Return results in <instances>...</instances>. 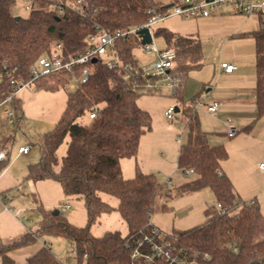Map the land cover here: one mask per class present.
<instances>
[{"label":"trees","instance_id":"trees-1","mask_svg":"<svg viewBox=\"0 0 264 264\" xmlns=\"http://www.w3.org/2000/svg\"><path fill=\"white\" fill-rule=\"evenodd\" d=\"M69 0H36L27 16H16L17 0H0V104L11 97L16 108L19 87L31 81L30 68L44 54L62 42L67 57L79 56L87 46V38L96 26L106 31H127L148 21L153 9L163 12L172 3L162 0H87L85 21L71 10L58 13L53 3L65 5ZM96 10V11H95ZM21 17L20 19H17ZM256 40L257 105L259 117L264 116V27L251 33ZM154 36H163L167 47L177 53L173 71L185 77L200 67L202 46L198 38L160 29ZM144 45L141 31L115 41L114 49L121 65L110 68L106 58L90 63L89 79L77 83L69 92L67 106L57 126L46 133L40 161L29 166L33 181L54 179L66 195L84 200L88 224L77 227L59 211L44 212L33 231L19 239L0 241L1 264H16L11 253L34 245L43 235L63 237L69 241L76 264H135L131 254L144 234L155 227L150 219L156 198L165 188L155 174L138 171L133 178L123 175L121 160L136 157L144 134L152 130L150 114L138 104V95L124 82V66L137 63L134 51ZM85 66H77L74 74L63 72L40 78L39 87L57 89L80 77ZM180 86L174 90L182 99ZM95 118H90L91 113ZM188 129L187 141L181 145L178 167L184 173L193 170L196 178L180 185L175 197L210 188L217 208L207 211L205 223L192 229L168 235L191 254L208 257L207 264H264V214L257 202L241 201L229 176L221 171L228 158L224 146H212L208 133L202 129L195 106L189 103L182 110ZM89 116L90 122L79 119ZM69 137L66 155L60 162L57 151ZM9 138L0 133L1 149L6 159L0 161V172L9 162ZM117 199L113 207L104 196ZM118 211L128 232L108 231L95 236L92 225L102 214ZM160 230V229H159ZM161 231V230H160ZM162 232V231H161ZM24 264H61L49 245L27 257Z\"/></svg>","mask_w":264,"mask_h":264},{"label":"rangeland","instance_id":"rangeland-1","mask_svg":"<svg viewBox=\"0 0 264 264\" xmlns=\"http://www.w3.org/2000/svg\"><path fill=\"white\" fill-rule=\"evenodd\" d=\"M162 1L169 4L171 0ZM228 10L211 18L229 15ZM14 14L27 16L28 12L24 9L22 0H17ZM231 15L245 19L249 17L245 14L232 13ZM251 17L259 18V15H251ZM202 20L203 18L170 17L157 24L154 27V33L160 29H167L181 35L186 33L199 36L202 43L203 63L201 67L192 68L188 72L187 95L189 93L190 96L185 95L184 100L196 107L203 128L209 129L211 133V145L221 146L220 143L224 137L226 140L230 139L225 134L227 128L224 122L206 113L210 95L207 90L218 84L219 72L215 71V67L218 68L223 62L231 63L237 58H243L252 53V43H250L252 39L226 34L228 30L242 25L239 19L226 22L219 20L213 23H203ZM153 43L160 50L167 48L163 36H154ZM134 57L144 68L153 66L158 58L156 53L146 52L143 46L134 51ZM158 83L157 90L148 91L142 88L137 91L139 106L150 114L152 130L141 138L136 167L145 174H155L161 184L168 182L171 178L172 185H164L165 188L156 198L150 221L163 233L172 235L175 231H186L205 223L207 211L217 208L218 204L210 188L174 198L177 188L194 180L196 176L191 173L186 174L178 167L179 149L187 140V129L183 124L182 112H176L173 119H168L165 114L169 107H179L182 111V102L173 94L172 75L160 78ZM221 84L225 87L229 85L224 81ZM71 85L72 83L51 89L39 87L37 82H32L16 93L20 108H16L14 101L0 106V133L9 138L7 150L9 162L0 175V194H6L8 207L11 209V211L5 210L0 204L1 242L11 243L35 230L46 211L61 212L71 224L77 227H85L88 224L87 211L82 198L66 195L61 184L54 179L33 181L28 177L29 166L38 163L42 157L45 134L57 126L63 115L68 94L74 90ZM5 107H10L15 112L13 124L6 123L2 118ZM79 121L87 124L90 119L88 115H85ZM177 139H181V142L177 143ZM69 140L70 138L66 137L57 151L60 162L67 153ZM258 143L256 151L258 160H237L238 154L235 150L232 151L233 159L228 160L230 156L228 153L227 160L236 174L238 184L245 183L243 182L245 174L248 183L251 184L248 193H254L258 200L261 195L264 201V170L260 169V163L264 164V141L261 140ZM22 146L30 148L27 154L19 153ZM135 160L133 157L129 161L132 173L136 171ZM104 199L113 207H117V199L108 195L104 196ZM250 199L245 198V202H255ZM66 204L70 207L63 210ZM91 231L95 236H103L108 231H119L125 235L128 229L124 219L118 211L114 210L111 213L102 214L92 225ZM39 244L49 245L61 264H76L69 241L52 235H43L34 245L13 251L11 255L16 264L24 263L29 249Z\"/></svg>","mask_w":264,"mask_h":264},{"label":"built area","instance_id":"built-area-1","mask_svg":"<svg viewBox=\"0 0 264 264\" xmlns=\"http://www.w3.org/2000/svg\"><path fill=\"white\" fill-rule=\"evenodd\" d=\"M22 1L24 9L28 13L33 10L36 0ZM53 8L58 13L71 10L76 13L82 21H85L89 12L87 0H69L65 5L54 2ZM228 9L235 10L248 16H264V0H179L178 2L172 3L163 12L153 9L146 23L127 31L119 30L116 32H109L100 26H96L95 33L87 38V46L82 54L79 56L67 57L64 52L63 43L57 42L50 53L44 54L31 66V81L23 86L31 84L40 78L63 72L74 74L77 66H85L80 77L74 75V81L71 85V88L74 89L77 83H84L89 79L91 69L88 65L93 63L92 60L94 58L97 60H99V58H106V64L110 68L121 65L114 49L116 40L126 38L137 31L148 29L152 41L148 44H144L143 47L148 53H156L158 58L150 68H144L138 62L125 65L124 82L129 89L136 93L142 88L153 91L158 89V80H160V78L170 77L172 75V85L173 90H175L182 83L180 75L172 73L176 64L177 53L174 48L167 47L165 50H160L153 43L154 27L170 17H179L181 19L208 18ZM220 68L226 73H232L237 69V66L232 63L223 62L220 64ZM22 87H19L18 90ZM9 101H11V97L1 103L0 106H3ZM218 108L219 102L214 101L208 105L207 111L214 113ZM175 113L176 108L169 107L165 114L168 119H173ZM14 116L15 112L10 107H5L3 109L2 118L6 123L13 124ZM95 117V112L90 114V118L93 119ZM226 127L227 135L230 138L237 136L240 132L238 125L230 118L226 120ZM178 142H180V140ZM29 150L30 148L27 146L21 147L19 153L27 154ZM6 157V152L1 149L0 145V161L5 160ZM260 167L264 169V164H261ZM1 173L2 172H0V175ZM185 173L193 174L194 171L188 170ZM166 184L170 185L171 181H168ZM251 203H254V201ZM0 204L3 205L6 210H10L8 207V199L3 194H0ZM69 207L70 205L66 204L63 206V210ZM217 208L222 213L226 211L221 204H218ZM72 253L74 254V250ZM131 257L135 264H207L208 262V257L206 255H201L200 253L191 254L185 247L180 246L176 238L169 237L157 227H154L151 232L143 235L134 248Z\"/></svg>","mask_w":264,"mask_h":264},{"label":"crops","instance_id":"crops-1","mask_svg":"<svg viewBox=\"0 0 264 264\" xmlns=\"http://www.w3.org/2000/svg\"><path fill=\"white\" fill-rule=\"evenodd\" d=\"M228 11L230 13L229 15L222 16L220 18H211L213 16L208 17V18H203L202 22L203 23H213L219 20L226 22V21H232V20L239 19L240 22H242V25H240L239 27L237 26L235 27V25L233 24L234 25L233 27L235 28L228 30L226 34H233L232 37L245 36V37H249L250 39H252L251 40L252 42H250L252 43V53H250V55H247L243 58L241 57V58H237L233 60L231 63L235 64L237 66V69L232 73L224 72L220 68V65L218 68L215 67V71L219 72L218 84L216 87H213L212 89L207 90V92H210V95L208 96L209 104H211L214 101H218L219 108L214 113H210L207 110H206V113L214 116V118L216 119L218 118L221 122H224L225 127H226V120L230 118L240 128L239 134L233 138H230L227 135V132H225L226 136L232 141L226 140V138L224 137L221 143L219 142L221 145L226 147V149L228 150V153L230 155L228 160L233 159V156H232L233 150H235V152H237L238 154L237 160H258L257 159L258 157L256 155L257 146L259 145L258 141H261V140L264 141V116L259 117V113H258L257 68H256V55H255L256 52L254 53V49L256 47V40L253 38L251 33L264 27V16L259 15V18H255V17L252 18L251 16H249L247 19H245L243 17L231 15L232 13L242 14L240 12H237L232 9ZM222 13H220L219 15H221ZM182 35L198 38L200 40L199 36L195 34L188 35L185 33ZM201 46H202V43H201ZM201 52H202V61H203V50H201ZM202 61H201V64L203 63ZM172 73L180 75L178 72H175V71H172ZM181 78H182V83L180 84L179 89H180V94H182L183 100H179L177 96L174 94V92L173 94L180 102H182V110H183L189 104L188 102H185L184 100V97L185 95H187V92H188L187 91L188 74L185 77L182 76ZM223 81L228 83L229 85H226V87L222 86L221 82ZM188 96H190L189 93L187 97ZM175 108H178L179 110L178 112H182L179 107H175ZM182 120H183V124L185 128L187 129L186 120L184 116L182 117ZM201 126H202V123H201ZM202 129L208 133V141L211 145V142H210L211 133L208 131L209 129H204L203 126H202ZM187 134H188V129H187ZM179 140L181 142V139H177L176 142L180 143L178 142ZM178 156H179V153H178ZM134 158L136 159L135 160L136 162L135 173L134 172L132 173L130 169L131 164L129 161L132 158H124L121 160V167H122L123 175L125 178H128V179L133 178L136 175V173L140 171V169L136 167V165L138 166L137 156ZM228 160L226 159L222 161L221 171L227 174L229 178L231 179L239 199L241 201H245V198H251L250 200L252 199L255 200V202L259 204L260 209L262 213L264 214V203H263L264 201L261 198V195L258 200V198L254 196V193H248L249 191L248 188L249 186H251V184L248 183L247 177L244 174V170H242L241 172L244 174L243 182L245 183L241 185L238 184V181L236 179V174L234 173V171H232L233 169L228 164ZM261 164L263 163H260V166ZM260 169L261 171L264 170L261 167ZM144 171L147 172L146 170ZM168 181H171V178L168 179ZM166 183H164L163 185H166ZM171 185H172V181H171ZM245 190H247V192H245ZM3 195L6 196V194H3ZM8 211H11V209ZM43 246H44L43 244H39V245H35L33 248H30L28 251L29 253L27 257L35 254ZM27 257L25 258V261ZM0 264H1V258H0Z\"/></svg>","mask_w":264,"mask_h":264},{"label":"water","instance_id":"water-1","mask_svg":"<svg viewBox=\"0 0 264 264\" xmlns=\"http://www.w3.org/2000/svg\"><path fill=\"white\" fill-rule=\"evenodd\" d=\"M21 17H18L17 19H20ZM141 34L143 35V43L144 44H148V43H150L151 41H152V38H151V36H150V32H149V30L148 29H144V30H142L141 31ZM97 61V59L96 58H94L93 60H92V62L93 63H95ZM179 110H178V108H176V112H178Z\"/></svg>","mask_w":264,"mask_h":264}]
</instances>
